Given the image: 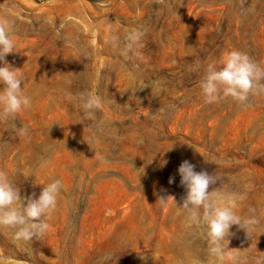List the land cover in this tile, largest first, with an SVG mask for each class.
I'll return each instance as SVG.
<instances>
[{"label": "rangeland", "instance_id": "rangeland-1", "mask_svg": "<svg viewBox=\"0 0 264 264\" xmlns=\"http://www.w3.org/2000/svg\"><path fill=\"white\" fill-rule=\"evenodd\" d=\"M0 15L16 26L5 60L32 98L0 120V170L22 198L63 184L42 238L0 229V264H209L206 229L178 208L185 160L221 178L209 190L246 192L235 211L260 224L248 237L233 225L225 250L264 264V95L209 104L199 88L232 50L264 67V0H0ZM90 91L94 118L78 102Z\"/></svg>", "mask_w": 264, "mask_h": 264}, {"label": "clouds", "instance_id": "clouds-1", "mask_svg": "<svg viewBox=\"0 0 264 264\" xmlns=\"http://www.w3.org/2000/svg\"><path fill=\"white\" fill-rule=\"evenodd\" d=\"M15 30V22L0 15V62H3L0 67V120L5 122L9 119L14 121L17 114L32 107V98L22 88L24 74L5 60L8 54L16 52V43L12 38ZM140 35V32L134 31L126 39L132 42ZM131 48V43L126 45L122 55L127 56ZM219 63V68L209 64L199 82L206 103H219L230 98L246 106L250 97L264 95V67L259 66L248 54L232 50L225 53ZM78 102L88 118H94L95 112L103 104L102 98L95 91L80 94ZM16 131L21 136L28 135L27 127ZM194 169L195 166L187 160L178 168L180 183L186 188L187 194L182 206L177 207L186 212L187 223L206 229L209 264H225L226 260L235 264V257L225 250L226 242L227 247L229 243L227 237L233 234L230 229L236 225L248 237L260 224V220L254 214V209H250L252 214L246 217L236 213L237 202L246 199V192L222 193L217 187L209 190L221 178ZM169 183H172V179ZM62 188L61 180L53 179L43 186L38 198H35V193L22 198L15 181L7 172L0 170V229L9 230L18 242L28 243L42 238L51 229L47 220L57 207ZM169 199L176 204L173 196L160 197L158 201L166 205Z\"/></svg>", "mask_w": 264, "mask_h": 264}]
</instances>
